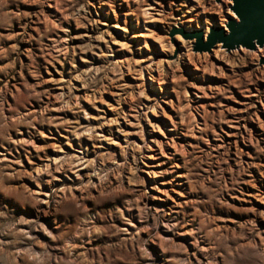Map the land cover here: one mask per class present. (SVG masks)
I'll use <instances>...</instances> for the list:
<instances>
[{
  "label": "rangeland",
  "instance_id": "1",
  "mask_svg": "<svg viewBox=\"0 0 264 264\" xmlns=\"http://www.w3.org/2000/svg\"><path fill=\"white\" fill-rule=\"evenodd\" d=\"M231 3L0 0V264H264V48L171 34Z\"/></svg>",
  "mask_w": 264,
  "mask_h": 264
},
{
  "label": "water",
  "instance_id": "2",
  "mask_svg": "<svg viewBox=\"0 0 264 264\" xmlns=\"http://www.w3.org/2000/svg\"><path fill=\"white\" fill-rule=\"evenodd\" d=\"M221 3L222 0H216ZM230 9L235 15L227 14L224 24L212 23L187 29L180 24L174 26L171 34H181L192 40L194 51H212L218 43L228 51L245 47L250 50L264 48V0H231ZM264 65V53L259 58Z\"/></svg>",
  "mask_w": 264,
  "mask_h": 264
},
{
  "label": "bare ground",
  "instance_id": "3",
  "mask_svg": "<svg viewBox=\"0 0 264 264\" xmlns=\"http://www.w3.org/2000/svg\"><path fill=\"white\" fill-rule=\"evenodd\" d=\"M69 48L70 47L67 45L66 39L63 38L60 41H56L55 50H54V52H55V59H59L62 54L68 53ZM240 49H245V48L244 47H241ZM259 49H262V48H259ZM238 50L239 49H235V50H233L234 52H232V53H235ZM214 51H215V53H216V55H217L218 58H219V56H221V57H224L223 59H225V60H229V58L232 55L231 52H229L226 48H224L221 45V43H218V47Z\"/></svg>",
  "mask_w": 264,
  "mask_h": 264
}]
</instances>
